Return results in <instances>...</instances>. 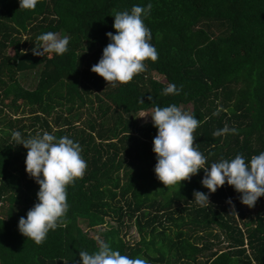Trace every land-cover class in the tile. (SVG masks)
<instances>
[{
    "label": "trees",
    "instance_id": "trees-1",
    "mask_svg": "<svg viewBox=\"0 0 264 264\" xmlns=\"http://www.w3.org/2000/svg\"><path fill=\"white\" fill-rule=\"evenodd\" d=\"M149 3L142 19L158 59L146 60L131 82L107 85L91 67L110 43L106 33L115 35V13ZM47 32L70 37L65 54H32ZM25 73L35 75L31 89L19 82ZM169 84L178 95L164 94ZM169 105H189L200 121L195 146L206 167L264 152V0H38L34 10L0 0V264H79L80 251H98V238L148 264H264V212L230 213L226 201L237 207L241 195L234 187L208 193L203 169L180 186L156 177L150 115ZM139 112L147 122H135ZM225 125L236 133L213 136ZM14 131L24 139L66 136L87 162L83 178L67 187L66 226L50 230L42 245L18 229L38 203L39 185L25 171L27 149ZM194 191L208 194L211 206H199ZM126 220L135 242L121 235Z\"/></svg>",
    "mask_w": 264,
    "mask_h": 264
},
{
    "label": "clouds",
    "instance_id": "clouds-1",
    "mask_svg": "<svg viewBox=\"0 0 264 264\" xmlns=\"http://www.w3.org/2000/svg\"><path fill=\"white\" fill-rule=\"evenodd\" d=\"M19 3L20 8L34 10L38 0H19ZM151 9L152 4L149 3L146 8L133 6L130 12L115 13V35L106 33L110 43L104 47L98 63L91 67V71L102 77L107 85L115 87L117 83L131 82L134 76L146 71V60L155 62L158 59L157 50L150 43L151 31L142 19ZM37 40L41 44L31 49L33 55H63L68 51L70 37L47 32L39 35ZM179 91L175 84H169L164 94L178 95ZM148 100L152 101V97L149 96ZM219 111L217 109L213 115H219ZM150 116L158 130L153 139V152L157 159L154 172L165 187L180 186L182 181L190 180L203 169L205 175L201 184L208 193H215L227 183L241 194L240 202L249 208L264 196V152L253 155L248 162L238 154L230 161L221 159L206 167V157L195 146L194 131L200 121L176 105L157 106ZM236 131L225 125L213 132V136L235 134ZM12 139L27 149L25 171L39 185L38 203L27 212L26 218L19 219L18 229L24 237L42 245L50 230L66 226L65 217L69 209L67 187L76 179L83 178L87 162L81 155L79 143L66 136L57 139L53 134L43 132L24 139L19 131H14ZM193 196L199 206H211L208 194L194 191ZM226 203L231 206L230 213H235L232 200ZM97 242L99 247L95 253L79 252V264H148L145 259L121 255L99 238Z\"/></svg>",
    "mask_w": 264,
    "mask_h": 264
},
{
    "label": "rangeland",
    "instance_id": "rangeland-1",
    "mask_svg": "<svg viewBox=\"0 0 264 264\" xmlns=\"http://www.w3.org/2000/svg\"><path fill=\"white\" fill-rule=\"evenodd\" d=\"M60 37H63L65 36V34L63 32H58L57 33ZM34 74L32 73H25L23 74L21 77H19V82L21 83V85L27 89H31L32 88V84L34 83ZM154 79L160 81V82H163V79L158 76V75H155L153 74L152 75ZM183 110H185L186 112H189L191 107L189 105L187 106H184V107H181ZM85 115L82 116V118H84ZM134 120L137 124H142V123H145L148 121V118L146 116L145 113H142V112H139L137 113L135 116H134ZM34 190H37L34 189ZM238 198V197H236ZM237 209L240 210L242 213H244L245 215H248V216H252L253 214H255L256 212H259V213H263L264 212V197L260 198L254 207L252 208H249L248 206L246 205H243L241 202H240V198H238V203H237V207H235V213L234 214H237ZM106 221L111 224V225H114V222L112 221H108V219L106 218ZM83 228V226H82ZM84 230V228H83ZM100 229H93L92 230H86L87 234L89 236H92V235H95L96 234V231H98ZM213 234L217 235L218 236V239H217V243H216V246H215V249H219V250H222L223 247H224V240L222 238V235L220 234V232L217 230V229H214L213 230ZM121 235L123 236L124 240L131 243V242H135L137 241L138 237H137V233H136V230H135V227L134 225L132 224V222H129L126 220L125 222V225L124 227L121 229ZM96 238V237H94ZM213 242H216V240H212Z\"/></svg>",
    "mask_w": 264,
    "mask_h": 264
}]
</instances>
